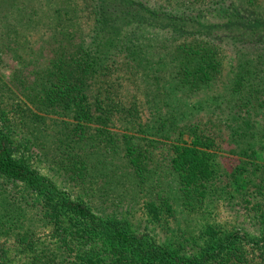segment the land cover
I'll list each match as a JSON object with an SVG mask.
<instances>
[{
  "label": "rangeland",
  "instance_id": "374dc122",
  "mask_svg": "<svg viewBox=\"0 0 264 264\" xmlns=\"http://www.w3.org/2000/svg\"><path fill=\"white\" fill-rule=\"evenodd\" d=\"M69 1L66 0V9L74 5ZM76 1L80 3L76 14L83 19V29L90 33L96 23L97 8L93 6V0ZM259 5L264 15V0ZM25 7L19 0L3 24L6 34H10L9 40L0 34V100L8 105V110H14L7 116L21 130L23 125L17 114V104L30 112L28 103H25L24 85H30L36 72L48 65L54 46L51 40L53 31H43L44 26L27 22L30 11L27 13ZM23 15L26 21L20 20ZM16 24H30V28L14 30ZM140 55L119 54L116 61H111L97 74L95 87L106 104L114 105V124L108 125V129L134 135L135 141L141 142L146 164L141 174L133 173V176L130 174L132 170L130 172L124 166L119 141L115 151L112 150L115 142L111 145L104 143V147L96 145L98 149L95 151L90 143L80 144L82 148H75L76 157H72L64 151L74 147L57 148L59 140L57 136H51L54 130L47 123L36 127L33 123L28 124L30 130L27 132H32L27 134L26 146L19 140L21 135L24 136L20 133L16 138L15 154L50 176L67 194L85 201L97 215L117 218L145 244L170 251L179 259L177 264H193L185 260L204 257L207 252L216 251L222 242L225 243L223 258L198 264H221L218 260L237 247L243 248L250 264H264V111L258 112L255 127L247 130V138L254 130L257 137L253 139L257 141L251 142L248 154L246 149L244 155L240 154L238 143L231 138V127L226 125L229 119L225 122V111L219 102L232 77V57L226 59L223 73L215 82L191 89L174 81L167 67L166 72L160 74L156 69L157 55L146 63L142 62ZM154 72L160 74L159 77L162 73L165 75L154 82ZM31 107L36 113L46 115ZM168 116L177 120L176 130L183 131L180 141H190L196 130L207 134L211 138L209 141L214 143L207 149L213 154L217 172L206 193L192 189L186 194L170 167L171 148L178 131L167 136V127L162 122ZM65 118L67 124L61 128L74 127L73 120ZM145 122L154 126L150 129L152 133L134 130L133 124L140 129ZM91 132L96 134L93 128ZM77 151L88 154L87 162L77 157ZM247 160L249 163L245 164ZM82 164L86 168L81 167ZM82 171L86 176L79 179L75 172ZM148 201L157 206L158 217L147 209ZM3 202H6L4 206ZM46 203V197L27 184L0 174V245L4 247L0 250V264L5 261L7 264H32L34 261L53 264L49 254L38 255L39 249L49 247L52 249L50 255H55L64 241L63 236L73 243L75 252L84 257V261L75 258V253L66 258L65 264H111L109 240L103 234L74 235L73 231L80 224L69 216L64 217L65 227L40 223L39 214L36 216L35 213ZM20 211L25 213V220L20 218ZM7 221L12 225L11 229ZM210 226L213 232L207 231ZM19 227L29 231L28 240H15ZM138 259V254L132 255L130 264H139Z\"/></svg>",
  "mask_w": 264,
  "mask_h": 264
},
{
  "label": "trees",
  "instance_id": "16d2710c",
  "mask_svg": "<svg viewBox=\"0 0 264 264\" xmlns=\"http://www.w3.org/2000/svg\"><path fill=\"white\" fill-rule=\"evenodd\" d=\"M18 1L0 0V34L6 36L7 40L10 34H6L3 24ZM22 1L26 5V12L30 11L27 22L44 26L43 31H53L51 40L54 46L48 65L36 72L30 85H24L25 103H28L30 112L17 104L22 130L7 116L14 110H8V105L0 100V174L12 181L25 183L46 197L47 203L35 213L36 216L39 214L40 223L46 226L55 223L65 227L64 217L69 216L80 224L73 231L74 235L103 234L109 240L111 264H130L132 255L136 254L140 257L139 264H177L179 259L173 257L170 251L161 246L153 248L145 244L117 218L97 215L85 201L70 196L50 176L18 157L15 154L16 138L23 133L24 136L21 135L19 140L26 146L28 135L32 132H27L30 130L28 124L33 123L36 127L47 123L54 130L51 136L55 135L59 140L57 148L74 147L64 151L72 157H76L73 150L80 144L90 143L95 151L98 149L96 145L104 147V143L111 145L115 142L112 149L115 151L119 141L124 166L130 172L132 170L130 174L133 176V173L141 174V170L146 169L141 142L135 141L134 135L111 131L107 127L114 124L115 113L114 105L106 104L95 87L100 70L111 61H116L119 54H141L143 63L157 55L156 69L160 74L161 71L165 73L167 67L174 81L192 89L215 82L219 74L223 73L226 59L232 57V77L220 95L219 102L225 111V122L229 119L226 125L231 127L232 140L238 143L240 154L244 155V149L248 154L251 142L257 141L253 139L257 136L251 130V137L247 138V130L255 127L258 112L264 111V15L259 5L261 0H93V6L97 8L96 23L90 33L83 29V19L76 14L80 9V3L76 0H70L75 6L67 9L66 0ZM84 8L83 5L81 10ZM20 20H25V16ZM25 27L30 28V24H16L13 29L19 31ZM27 39L25 36L24 40ZM154 73V82L165 75L162 73L159 77L160 74ZM31 106L46 115L36 113ZM65 116L73 120L74 127L61 128L67 124ZM164 120L162 123L167 127L166 134L170 137L178 131L177 120L171 116ZM133 126L137 132L152 133L150 129H154L151 125L141 126L140 129L136 124ZM91 128L95 129V135ZM182 134L183 131H178L174 139L176 142L172 144L170 167L186 194L192 189L206 193L217 172L213 154L207 149L214 143L209 141L211 138L207 134L197 133L196 130L190 141H180ZM77 152V157L86 161L88 154ZM75 173L79 179L86 176L85 171ZM5 204L3 202L2 206ZM147 209L155 217L160 214L151 201H148ZM19 214L25 220V213L20 211ZM11 227L8 224V228ZM212 230L211 226L207 229L209 232ZM28 234V230L23 231L19 227L15 240H28ZM63 240L55 255H50L52 249L49 247L46 250L40 248L38 255L43 257L49 254L53 264H65L66 258L74 256L76 249L65 236ZM224 245L222 242L216 251L185 262L198 264L223 258ZM2 249L4 247L0 245ZM80 255L77 252L74 257L84 261ZM218 261L221 264H250L242 247L229 251L228 256ZM39 262L34 261L32 264H45Z\"/></svg>",
  "mask_w": 264,
  "mask_h": 264
}]
</instances>
